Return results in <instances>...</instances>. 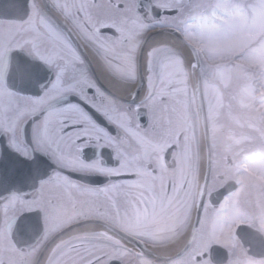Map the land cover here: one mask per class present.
Listing matches in <instances>:
<instances>
[{"label":"snow or ice","instance_id":"snow-or-ice-1","mask_svg":"<svg viewBox=\"0 0 264 264\" xmlns=\"http://www.w3.org/2000/svg\"><path fill=\"white\" fill-rule=\"evenodd\" d=\"M0 264H264V0H0Z\"/></svg>","mask_w":264,"mask_h":264},{"label":"flooded vegetation","instance_id":"flooded-vegetation-1","mask_svg":"<svg viewBox=\"0 0 264 264\" xmlns=\"http://www.w3.org/2000/svg\"><path fill=\"white\" fill-rule=\"evenodd\" d=\"M97 75H98V77L101 79V80H103V76H102V74L98 71L97 72Z\"/></svg>","mask_w":264,"mask_h":264}]
</instances>
